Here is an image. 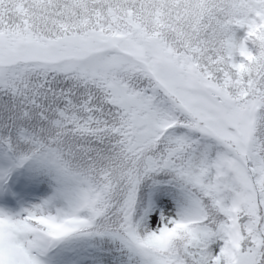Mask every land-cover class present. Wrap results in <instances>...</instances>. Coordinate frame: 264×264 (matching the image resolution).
Here are the masks:
<instances>
[{"label":"snow or ice","instance_id":"1","mask_svg":"<svg viewBox=\"0 0 264 264\" xmlns=\"http://www.w3.org/2000/svg\"><path fill=\"white\" fill-rule=\"evenodd\" d=\"M0 264H264V0H0Z\"/></svg>","mask_w":264,"mask_h":264}]
</instances>
